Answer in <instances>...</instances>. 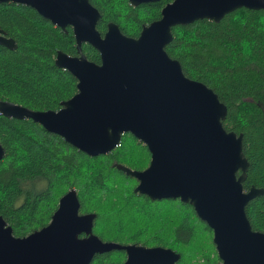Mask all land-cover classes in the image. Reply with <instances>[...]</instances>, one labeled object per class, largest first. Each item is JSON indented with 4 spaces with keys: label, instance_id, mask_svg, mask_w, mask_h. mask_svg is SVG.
Returning <instances> with one entry per match:
<instances>
[{
    "label": "water",
    "instance_id": "water-1",
    "mask_svg": "<svg viewBox=\"0 0 264 264\" xmlns=\"http://www.w3.org/2000/svg\"><path fill=\"white\" fill-rule=\"evenodd\" d=\"M0 2L28 6L64 32L69 26L76 49V55L56 50L53 58L76 80L75 93L58 109L32 110L0 99V115L30 119L90 157L107 154L123 133L131 134L146 147L148 164L139 170L112 165L136 180L134 193L188 203L212 232L219 259L214 264H264V231L253 230L244 212L264 189L242 187L248 167L242 134L223 128L226 106L204 83L186 77L164 50L173 26L218 22L239 8L264 11V0H171L136 37L111 21L101 35L95 28L100 15L88 0ZM82 43L97 51L98 63L85 57ZM0 45L16 48L2 29ZM3 155L0 145V160ZM94 218V212H79L73 188L58 198L44 226L24 236H14L0 216V264H90L113 250L124 251L121 264H175L180 257L168 247L103 241L92 232Z\"/></svg>",
    "mask_w": 264,
    "mask_h": 264
},
{
    "label": "trees",
    "instance_id": "trees-1",
    "mask_svg": "<svg viewBox=\"0 0 264 264\" xmlns=\"http://www.w3.org/2000/svg\"><path fill=\"white\" fill-rule=\"evenodd\" d=\"M88 1L100 15L95 25L100 34L111 21L123 34L135 37L171 0L137 6L128 0ZM0 29L16 44L12 50L0 45V99L32 110L58 109L76 91L75 78L53 63L56 50L76 54L71 28L64 32L28 6L0 2ZM171 33L164 47L167 55L179 62L186 77L204 83L226 106L223 128L242 134L241 150L248 162L243 189H264V11L239 8L218 22L198 19L173 26ZM81 51L99 62L97 51L87 43L81 44ZM0 145V216L14 236L44 226L58 198L70 188L76 192L79 211L95 213L92 232L103 241L171 247L182 262L181 248L202 233L210 236L211 230L188 203L150 200L132 191L136 180L112 164L143 169L149 153L129 133H123L107 154L90 157L30 119L0 115ZM244 212L253 230L264 231V195L250 199ZM200 256L209 262V254ZM123 259L122 250H113L95 255L91 264H120ZM216 260L215 255L208 264Z\"/></svg>",
    "mask_w": 264,
    "mask_h": 264
},
{
    "label": "rangeland",
    "instance_id": "rangeland-1",
    "mask_svg": "<svg viewBox=\"0 0 264 264\" xmlns=\"http://www.w3.org/2000/svg\"><path fill=\"white\" fill-rule=\"evenodd\" d=\"M203 234H206V236H203ZM211 236H212L211 233H210V236H208L207 233H202L201 236H198L195 238L192 245L189 244L186 247L181 248L180 250L185 253V257H184V261L180 262L179 264H187V263H189V264H208L210 262H213L214 258H215V253L213 252L214 248L211 247V244H212ZM170 241H171V236L168 237L167 243H169ZM124 242H130V241H124ZM146 242H148V241H146ZM148 243L151 244L152 242H150V240H149ZM196 246H199L200 249L198 250L196 248ZM171 249H173V248H171ZM193 254H195V255H193ZM201 254H203V255L209 254V258H210L209 262H206V260L200 256ZM187 260H189V261L186 262Z\"/></svg>",
    "mask_w": 264,
    "mask_h": 264
},
{
    "label": "flooded vegetation",
    "instance_id": "flooded-vegetation-1",
    "mask_svg": "<svg viewBox=\"0 0 264 264\" xmlns=\"http://www.w3.org/2000/svg\"><path fill=\"white\" fill-rule=\"evenodd\" d=\"M160 9H161V8H160ZM106 23H107V22H106ZM105 29H106V24H105ZM120 32H121V31H120ZM103 33H104V32H103ZM103 33H102V34H103ZM121 33H122V32H121ZM138 33H139V31H138ZM102 34H101V35H102ZM124 35H125V34H124ZM137 35H138V34H137ZM137 35H136V36H137ZM136 36H135V37H136ZM130 37H131V36H130ZM75 55H76V54H75ZM140 195H143V194H140ZM146 197H147V196H146ZM147 198H148V197H147ZM148 199H149V198H148ZM81 213H84V212H81ZM211 235H212V232H211ZM80 236H82V234H81ZM211 238H212V236H211ZM211 242H212V241H211ZM126 244H127V243H126ZM128 244H130V243H128ZM141 245H142V244H141ZM162 247H164V246H162ZM168 248H170V247H168ZM213 248H214V245H213ZM170 249H171V248H170ZM172 250H174V249H172ZM174 251L177 252L176 250H174ZM214 251H215V249H214ZM122 252H123V255H124V258H125V253H124L123 250H122ZM102 254H103V253H102ZM97 255H99V254H97ZM179 255H180V254H179ZM215 255H216V251H215ZM216 257H217V255H216ZM123 260H124V259H123ZM92 261H93V259H92ZM92 261H91V263H92ZM218 261H219V259L217 258V260H216L214 263H216V262H218ZM179 262H180V257H179L178 261L175 262V264H178ZM91 263H90V264H91ZM121 263H122V262H121ZM121 263H120V264H121ZM214 263H212V264H214Z\"/></svg>",
    "mask_w": 264,
    "mask_h": 264
}]
</instances>
